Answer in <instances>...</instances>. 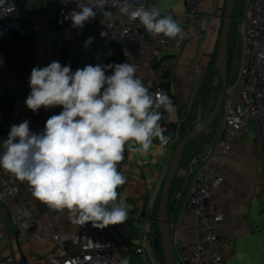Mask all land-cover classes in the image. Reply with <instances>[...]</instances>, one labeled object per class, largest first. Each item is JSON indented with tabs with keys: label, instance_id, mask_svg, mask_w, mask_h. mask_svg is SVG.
Instances as JSON below:
<instances>
[{
	"label": "built area",
	"instance_id": "obj_1",
	"mask_svg": "<svg viewBox=\"0 0 264 264\" xmlns=\"http://www.w3.org/2000/svg\"><path fill=\"white\" fill-rule=\"evenodd\" d=\"M208 1L210 0H185L187 21L180 26L184 38L179 40L178 37L168 38L163 34L154 37L146 32L139 20L132 21L121 15L119 7L123 0H95L99 5L96 16L87 21L83 28L73 27L71 19L67 18L73 11L80 10L79 0H49L54 6L53 25L61 29L69 42L74 43V53L78 55L82 53L76 42L78 38L86 42L88 37H93L92 43L100 47L104 44H115L119 48V62L137 65L135 75L141 79L150 93L163 90L169 97L170 87L166 82L174 73L178 62L177 56L166 54L156 63L146 62V59L169 48L181 50L193 43H204L210 26L214 22L222 25L223 21V11L219 8L223 7L224 0H214L210 5H206ZM217 1H221V4ZM128 2L133 6L139 4L146 7L157 6L162 15L171 16V12L164 11L155 0ZM37 3L38 0H0V40L9 38L15 30L22 35L30 36L27 43L33 47ZM236 18L238 34L243 43L242 54L237 49L234 60L241 58V66L236 72L235 83L234 80L232 82L234 85L232 84L227 91L217 138L208 145L203 154L190 162L188 171L193 173V183L183 203L182 214L179 218L176 216L171 219L173 253L177 264H223L227 240L221 231L226 216L215 200L214 191L224 180L222 168L232 155L240 132L253 133L257 137V142L261 146L264 145V0H246L242 15ZM102 32L106 33L103 37ZM11 51L12 48L0 50V137H4L1 134L10 131L11 125H18L24 120L29 121L31 132L41 133L46 123L39 117L43 107L33 113L26 106L11 118L12 109L4 105V98L8 96L6 95L8 81L15 78L11 63L6 58V53ZM34 54L33 51L31 58ZM53 54L54 61H59L64 66L61 49L56 48ZM117 63L101 58L95 65ZM111 74V69L106 72V75ZM21 89L31 90L29 82L22 83ZM159 111L163 122L174 123L171 122L169 115L163 112V108ZM186 115L175 122V136L171 141V145L175 147L184 134L180 129ZM3 150L0 144V154ZM260 154L264 159V146L260 149ZM22 193L32 194L31 186L0 168V200L3 201L0 205L2 217L0 236L7 233V223L11 221L17 229L16 238L19 243L35 238L39 232L37 228H31L24 223L23 215L14 205V200L22 201ZM156 203L157 199L152 197L146 209L148 215L156 213ZM183 215L187 217L186 220H183ZM50 227V224H40L41 232L55 242V252L48 259L50 264H53V261L56 264H120L121 259L116 251L123 239L125 223L104 228L93 227L91 222L84 225L78 223L75 230ZM150 246L153 247L151 239L137 246L136 252L144 255L148 249L150 250ZM7 249L0 239V264H14L6 253ZM33 251L34 248H31V253ZM18 263L40 264L31 256L20 259ZM154 264H164V260L157 257Z\"/></svg>",
	"mask_w": 264,
	"mask_h": 264
},
{
	"label": "crops",
	"instance_id": "obj_2",
	"mask_svg": "<svg viewBox=\"0 0 264 264\" xmlns=\"http://www.w3.org/2000/svg\"><path fill=\"white\" fill-rule=\"evenodd\" d=\"M160 3L164 11H170L171 17L184 25L187 21L185 16V0H155ZM210 0L206 5H210ZM221 4V1H217ZM223 7L219 8L224 11ZM37 23L33 38L34 57L31 59V70L34 67H45L54 61V50L65 48L66 41L61 29L53 25L54 6L49 0H38L35 7ZM221 32V25L214 22L209 29V34L204 43H193L181 50L169 48L160 51L146 59V62L156 63L166 54H175L178 58L172 77L167 78L174 97V110L168 114L171 122H176L185 114L181 129H190L191 117L198 114L202 117L205 113L204 98L200 95V88L204 80L207 66L217 48ZM82 53L73 52V44L69 42L67 61L64 65H70L73 72L86 65H95L101 58L108 61L119 62V48L115 44H104L100 47L91 43L85 47L82 38L76 41ZM17 75L12 81H8L6 95L14 101L11 106L15 116L17 112L26 107L25 100L31 90L23 91L21 84L29 82L31 75ZM63 110L62 106H54L49 109L42 108L39 117L46 122L53 115H58ZM161 126L166 129L165 136L171 139L167 145H161L158 139L153 140V145L146 153H139L130 148L137 145L129 142L123 153V159L118 163L117 169L126 178L124 185L117 189L118 199L125 198L128 205V217L124 221L125 230L117 255L122 260L129 259V264H154L160 248L154 245V236L158 235V226L155 221L156 213L148 215L147 206L152 197L158 199L162 188L169 161L173 154L171 141L175 136L174 129L161 119ZM8 133L1 134L0 144L7 139ZM204 134V133H203ZM210 133H205L193 139L186 146L181 159L179 170L175 176L171 196L174 198L169 206L170 218L180 217L183 211V203L188 196L192 183L193 173L188 171L190 162L204 153L211 144ZM264 146V145H262ZM260 143L253 133L242 131L239 133L232 155L223 166L224 180L215 189L214 197L223 209L226 222L222 227V235L227 240L226 254L223 264H264V159L261 157ZM160 190V191H159ZM22 201L14 200V205L23 215V221L31 228H37L39 232L35 238L26 240L25 243L17 241V229L8 221L7 233L0 236L3 245L7 246V255L14 264L22 258L35 257L40 264H50L49 257L55 252V242L49 236L41 232L40 224H50L51 229H77L78 222L71 216L67 209L59 211L50 208L47 204L36 199L31 193H22ZM9 200V199H8ZM156 203V205H157ZM3 201L0 200V205ZM157 212V211H156ZM187 217L183 215V220ZM2 217L0 215V224ZM151 239L153 247L144 255L136 252V247ZM149 244V241H148ZM31 248L34 251L31 253ZM161 259V258H160Z\"/></svg>",
	"mask_w": 264,
	"mask_h": 264
},
{
	"label": "clouds",
	"instance_id": "obj_3",
	"mask_svg": "<svg viewBox=\"0 0 264 264\" xmlns=\"http://www.w3.org/2000/svg\"><path fill=\"white\" fill-rule=\"evenodd\" d=\"M78 7L67 18L73 27L83 28L95 18L99 5L95 0H79ZM119 12L139 20L154 37L184 38L179 23L162 15L157 6H133L123 0ZM93 39L88 37L85 47ZM110 69L112 74L106 75ZM136 71L137 65L128 62L86 65L75 72L59 61L34 67L27 108L33 113L41 107L62 106L63 110L47 119L41 133L31 132L28 120L11 125L3 141L0 168L26 181L36 199L59 211L67 209L82 225L123 224L129 208L123 196L118 199L117 189L126 178L117 165L125 145L132 142L137 146L130 150L142 154L150 150L154 139L167 145L171 137L164 135L159 110L171 113L175 107L163 90L150 93ZM120 264H129V259Z\"/></svg>",
	"mask_w": 264,
	"mask_h": 264
},
{
	"label": "water",
	"instance_id": "obj_4",
	"mask_svg": "<svg viewBox=\"0 0 264 264\" xmlns=\"http://www.w3.org/2000/svg\"><path fill=\"white\" fill-rule=\"evenodd\" d=\"M237 0H225L223 21L217 46L216 67L220 71L221 84L220 90L208 115L196 114L190 119L193 126L187 129L182 138L177 143L172 157L169 161L166 174L163 179L160 196L158 199L155 221L158 226V235L154 236V245L156 248H162L164 252V264H177L172 244L171 218L169 214L170 203L174 198L171 196L173 182L179 170L183 152L190 141L205 133L217 118L221 107L225 101L229 86V36L231 32L232 19L234 18V8Z\"/></svg>",
	"mask_w": 264,
	"mask_h": 264
},
{
	"label": "rangeland",
	"instance_id": "obj_5",
	"mask_svg": "<svg viewBox=\"0 0 264 264\" xmlns=\"http://www.w3.org/2000/svg\"><path fill=\"white\" fill-rule=\"evenodd\" d=\"M246 0H237L236 5L234 8V18L232 19V26H231V32L229 36V53L230 57L229 60L231 61L230 67H229V86L228 89L232 86V82L234 80V83L237 78V70L241 66V58L238 60H234V55L237 49H239L240 54H242V43L243 40L238 34V21L237 16H241L244 7H245ZM218 46V43H217ZM216 59H217V48L215 49L213 53V59L210 60L209 65L207 66V70L205 72L204 80L202 81L201 88H200V95L204 98V115H208L212 109V107L215 104V101L217 99L219 90H220V84H221V77H220V71L216 67ZM234 67V69H233ZM233 70V71H232ZM236 73V74H235ZM235 78V79H234ZM234 85V84H233ZM236 87H234L235 89ZM226 100V98H225ZM225 101L221 107V110L215 119L214 123L211 125V127L205 132L210 133V139L212 142H214L217 138V134L219 132V126L223 119V110H224ZM204 133V134H205ZM204 134H201L202 136ZM175 146L173 147L174 150ZM158 205V203H157ZM159 258L164 259V252L163 249L160 248L159 252L157 253Z\"/></svg>",
	"mask_w": 264,
	"mask_h": 264
},
{
	"label": "trees",
	"instance_id": "obj_6",
	"mask_svg": "<svg viewBox=\"0 0 264 264\" xmlns=\"http://www.w3.org/2000/svg\"><path fill=\"white\" fill-rule=\"evenodd\" d=\"M30 38V36L22 35L19 31H13L12 35L7 39L0 40V50L4 51L7 48H12V51L9 53H6V58L11 63V70L14 72L15 76L17 75H23V74H29L31 70V57L33 52V47L27 43V40ZM65 48H63L61 51L63 53V61H67V52L69 47V42L66 41ZM117 64H120L118 62ZM231 61L229 60V67H230ZM230 76V75H229ZM167 86L170 87V83L166 82ZM170 98L172 102H174V97L172 95L171 89H170ZM14 101H11V99L6 96L4 98V105L11 109V106L14 105ZM173 129L175 130L176 124L171 123ZM182 133H185V129L182 128Z\"/></svg>",
	"mask_w": 264,
	"mask_h": 264
}]
</instances>
